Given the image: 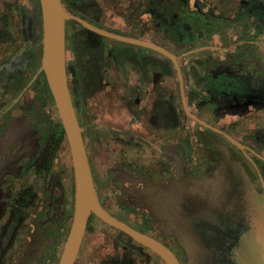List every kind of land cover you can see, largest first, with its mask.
<instances>
[{"label": "flooded vegetation", "instance_id": "af4514ba", "mask_svg": "<svg viewBox=\"0 0 264 264\" xmlns=\"http://www.w3.org/2000/svg\"><path fill=\"white\" fill-rule=\"evenodd\" d=\"M60 1L67 88L102 206L130 226L146 217V234L186 264L135 191L239 161L264 226V0ZM42 34L40 0H0V264L27 242L35 264H57L72 222V155ZM99 219L90 213L74 264L93 256L97 229L114 232Z\"/></svg>", "mask_w": 264, "mask_h": 264}, {"label": "water", "instance_id": "95a60500", "mask_svg": "<svg viewBox=\"0 0 264 264\" xmlns=\"http://www.w3.org/2000/svg\"><path fill=\"white\" fill-rule=\"evenodd\" d=\"M40 4L41 66L67 132L75 177L72 222L57 264H74L91 212L153 250L166 264H180L166 245L116 218L100 203L66 83L64 20L69 15L60 0H40ZM261 19L264 28V10ZM243 166L239 161H225L204 178L177 176L167 185L147 179L135 191L139 205L150 212L152 220L160 221L163 233L176 238L186 264H264L260 194L248 187L253 184ZM31 245L27 242L22 247L13 264H35Z\"/></svg>", "mask_w": 264, "mask_h": 264}, {"label": "trees", "instance_id": "16d2710c", "mask_svg": "<svg viewBox=\"0 0 264 264\" xmlns=\"http://www.w3.org/2000/svg\"><path fill=\"white\" fill-rule=\"evenodd\" d=\"M100 222L110 227L101 220ZM134 223L136 224L132 227L144 233H148L149 230H151V226L147 222L146 217H138ZM110 228L114 230V232H111L109 241L114 245L116 253L103 259L100 264H161V261H163V264H166V262L150 248L140 244L123 231L115 227ZM76 260H78V257Z\"/></svg>", "mask_w": 264, "mask_h": 264}, {"label": "rangeland", "instance_id": "374dc122", "mask_svg": "<svg viewBox=\"0 0 264 264\" xmlns=\"http://www.w3.org/2000/svg\"><path fill=\"white\" fill-rule=\"evenodd\" d=\"M136 224V223H135ZM110 236L111 232L108 230H100L97 229L94 235L91 234V236L85 240V243L89 242L92 239L91 242V248H93V256L88 258V263L85 264H99L100 259L105 256L108 252H111L110 246ZM84 249H87L85 247ZM84 264V263H80Z\"/></svg>", "mask_w": 264, "mask_h": 264}]
</instances>
